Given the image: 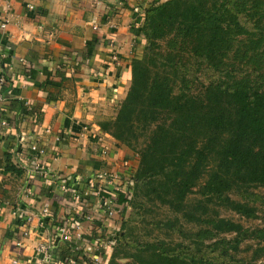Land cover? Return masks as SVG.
Returning a JSON list of instances; mask_svg holds the SVG:
<instances>
[{"label": "crops", "instance_id": "crops-1", "mask_svg": "<svg viewBox=\"0 0 264 264\" xmlns=\"http://www.w3.org/2000/svg\"><path fill=\"white\" fill-rule=\"evenodd\" d=\"M149 1L0 0V20L8 11L22 16L0 28V75L7 79L1 105L14 121L12 133L0 135V264H8L16 253L24 264H37L34 244L55 230L49 225L36 227L24 247L13 245L16 231L10 228L8 212L23 198L18 199L20 186L28 175L25 170L7 169L8 154L15 165L10 148L18 138L48 143L42 161L68 179L91 178L102 171L118 172L121 177L131 174L123 166L126 158L133 164L131 150L99 122L114 117L127 94L133 53L138 54L145 39L134 13L145 14ZM24 99L33 110L25 111ZM36 192V201L53 206L55 214H71L70 202L59 188L38 181ZM114 192L113 200L106 202L119 211L106 220L107 232L118 230L129 202L124 199L128 191ZM82 231L83 238L73 245L89 251L100 240V232H90L87 223ZM60 246L63 254L68 242ZM107 249L111 251L110 246ZM108 258L106 251L101 259L106 263Z\"/></svg>", "mask_w": 264, "mask_h": 264}, {"label": "trees", "instance_id": "trees-1", "mask_svg": "<svg viewBox=\"0 0 264 264\" xmlns=\"http://www.w3.org/2000/svg\"><path fill=\"white\" fill-rule=\"evenodd\" d=\"M229 1L231 0H222ZM259 1L264 4V0ZM177 2V0L154 2L149 8L142 24L146 49L153 51L156 38L162 35L163 30L159 28L155 17L168 11ZM259 19L260 16L255 18L253 26H258ZM261 52L264 53V49ZM261 52L257 55V65L251 70L255 76L258 73V77L264 74V58L261 57ZM154 54L161 59L162 68L166 66L172 68V74L178 78L180 86L173 84V76L155 74L149 66L143 67L144 57H139L134 52L127 94L119 102L115 116L99 122L102 129L109 132L113 139H119L139 154L137 198L133 201L131 196H124V199L132 201V205L139 209L137 206L139 198L153 194L157 197L172 194L175 206L187 211L190 218L205 220L207 223L217 225L219 232L232 234L229 241L216 248L218 254L211 258L206 255L204 247L199 246L202 250L200 263L264 264V258L261 260L256 255L246 257L237 253L240 244L248 241L247 238L264 245V78L257 82L251 77V72H248L247 65H244L241 66L239 77L234 80V84L225 85L214 79L207 85L206 90L201 89L198 95L189 96L181 88L183 85L191 88L189 84L198 71L205 74L211 68L216 69L220 66L221 59L218 57L222 55L218 52L217 46L214 43L200 45L196 48L195 58L187 61L178 60V55L172 51L168 53L156 51ZM221 72H225V69H221ZM177 87L180 89L175 91ZM220 91L225 92L226 96L231 92L235 99L223 105L222 102L214 103L207 98L209 92L220 97ZM197 102L202 103L195 104ZM160 103L168 108H162L156 118L158 120L167 116L176 120L186 118L189 127H195L201 118L192 121L193 117L204 112L206 115L203 119L206 120V124L202 126L200 132L181 133L171 141L173 142L171 146L164 145L159 149L152 143V138L148 139V131L144 126L158 112ZM206 107L209 110H206ZM0 111L2 114L6 112L3 107ZM210 113L216 125L208 129L207 114ZM250 127H253L252 131L248 129ZM172 151L175 153L179 151L180 155L175 157L171 154ZM168 159L177 160L184 164L183 168L189 167V170L182 176L174 174L170 178L166 170ZM7 169L21 171L10 161L9 154ZM191 194L195 196L191 197ZM226 205L241 215L256 216L260 212L262 221L254 226H245L232 219L212 214L219 212L222 207L226 208ZM128 218L124 219L120 226L121 231L116 240L118 244L111 254L112 260L117 257L119 249L135 248L141 255L147 251L157 257V254L169 247L166 242L152 246L136 241L131 223L138 218L133 214ZM121 242L124 243L122 246ZM257 250L264 251V247ZM183 251L158 258L160 264L194 261L191 243H184Z\"/></svg>", "mask_w": 264, "mask_h": 264}, {"label": "rangeland", "instance_id": "rangeland-1", "mask_svg": "<svg viewBox=\"0 0 264 264\" xmlns=\"http://www.w3.org/2000/svg\"><path fill=\"white\" fill-rule=\"evenodd\" d=\"M165 1L167 0L149 1L145 14L143 13V16L138 17L137 23L143 24L144 17L154 2L162 3ZM177 1V4H174L168 11L162 12L155 17V21L163 31L162 35L156 38V46L153 51L145 48L146 39H144V44L141 45L138 51V56L144 57L142 62L143 67L149 66L155 74L173 76V84H177L179 87L180 81L175 74H172V68L170 66L162 68L161 59L154 53L156 51L163 53L172 51L174 54L178 55V60L183 59L187 61L195 58L196 48L198 46L206 43H214L217 46L218 52L222 55L218 57L221 59L220 66L216 67V69L211 68L210 71L205 74L203 71H198V74L193 76V80L189 84L191 88L186 85L181 87L185 94L189 96L191 94L198 95L199 91L201 89L206 90L207 85L212 83L214 79L222 84L225 83V85L234 84V80L239 77L238 72L241 66L247 65L248 72H251L253 67L257 65L258 53L264 49V4L262 2L259 0H231L229 2H222V0ZM7 14L11 16L10 21L13 19L18 20L22 17L17 13L14 14L9 11ZM251 14L254 15L252 16ZM258 16H260L258 26H253L255 18ZM246 25H248L247 28ZM260 54L261 57L264 58V53L261 52ZM221 69H225V72H221ZM250 75L252 78H255L257 82H261L264 78L263 73L258 77L259 74L257 73L255 76L252 71ZM178 87L175 88V91L180 89H178ZM208 97L212 102H222L223 105L235 99L231 92L226 96V93L223 91H220V97L212 92L208 93L207 98ZM201 103L202 102H197L195 104ZM162 108L168 107L160 103L158 112L155 113V115L150 118L149 123L144 126L148 131V139L150 140L152 138V143H155L159 149L164 147V145L171 146L173 144L171 141L176 139L181 133L196 134L200 132L202 126L206 124V120L203 119L206 115L204 112L193 117L192 121L201 118L195 127H189L186 118L176 120L174 117L167 116L158 120L156 118L159 116ZM207 109L209 110L208 107H206V110ZM207 116L209 118L207 127L210 129L216 125V121L211 119V113L207 114ZM248 129L252 131L253 127ZM114 140L120 141L119 139ZM158 143H161V145H158ZM128 148L134 156L133 164L131 163V176L127 179L132 185L131 198L134 201V199L137 198V169L140 165L137 155L139 154L130 147ZM186 149L188 148H183V150ZM171 154L178 157L180 152L178 151L175 153V151H172ZM124 160L130 161L129 158ZM183 166L184 164L177 160L168 159L166 170L169 177L171 178L174 174H179L180 176L186 174L189 167L183 168ZM115 173L119 174L118 172ZM196 193L199 192L196 191ZM190 196L192 197L195 195L191 194ZM102 199L103 198L96 197L95 204L100 206ZM110 199L113 200V198ZM38 204V201L33 200V205L27 207L36 208ZM137 206L140 208L137 209L136 205H132V201L128 202L120 226L124 219L130 218V215L133 214L138 218L137 221L133 220L131 223L132 232L136 241L151 244L152 246H157V244L166 242L169 247L165 251L157 254V257L147 251L142 252L141 255L135 248L129 250L119 249L117 257L112 260L111 254L118 244V242L115 241L114 244H112L113 246H111V251L108 252L107 249L109 258L106 264H111V261H113V264H160L158 258L169 256L172 253L184 252V243H191L194 261H188L187 263L177 261L173 264H212L208 262L200 263L199 257L202 254L200 247H204L206 255L211 258L213 255L218 254L216 248L229 241L232 237L230 233L226 234L224 232H219L217 230V225L207 223L205 220L198 221L190 218L187 211L180 210L175 206L172 194L163 195L162 197H157L156 194H153L149 197L139 198ZM49 207L51 208V212L57 215L54 212L53 206L50 205ZM212 214L232 219L245 226H254L260 224L262 221L260 212H258L256 216L241 215L232 211L227 205L226 208L222 207L219 212H213ZM95 229L98 231L97 227H91L89 231L91 232ZM247 240L248 241L240 244L237 253L246 257H253V255H256L262 260L264 258V251L257 249L264 247V245L258 244L256 240L251 238H247ZM123 244L124 243L121 242V246ZM89 253H91V250H89ZM11 259L8 264H10Z\"/></svg>", "mask_w": 264, "mask_h": 264}, {"label": "built area", "instance_id": "built-area-1", "mask_svg": "<svg viewBox=\"0 0 264 264\" xmlns=\"http://www.w3.org/2000/svg\"><path fill=\"white\" fill-rule=\"evenodd\" d=\"M7 6L9 7V4ZM28 7L33 8V5L30 4ZM134 15L140 17L144 14L140 10H135ZM9 22V15L1 18L0 28L5 29ZM113 59L116 60L117 57L114 55ZM6 80V76L1 74L0 108L5 100ZM22 104L25 111L33 110L28 100L24 99ZM12 125H14L12 118L0 111V135H10ZM12 147L10 150L15 158V166L28 172L27 177L20 186L18 199L22 198V195L23 198L8 212L10 228L12 231H16V236L13 238L14 247H24L36 227L46 229V226L49 225V228L53 226L55 228L51 236L38 240L34 244L37 264H106L101 256L106 253L109 246H113L112 244L117 240L120 232L119 228L107 232L105 221L119 210L107 204L106 200L114 197V191L126 190L128 195L131 196V182L127 180L131 174L121 177L115 172L102 171L91 178L75 176L73 179H68L62 174L52 171L51 167L42 161L48 151V143L41 145L37 142H25L18 138ZM58 157L59 153L57 152L56 159ZM123 166L131 169L130 161L123 160ZM38 181L50 189L59 188L62 196L70 202L71 214L54 215L49 205L41 202L36 208H28L27 206L33 205L32 200L37 197L36 186ZM124 183L125 187H123ZM107 192L110 193L109 196H105ZM96 197L103 198L100 206L95 204ZM27 198L31 199L30 202H24ZM72 217H76L78 221L73 220ZM83 223L89 224V228L97 227L100 232V240L91 248V250L94 249L95 255L77 245H73V243L83 238ZM62 241H67L68 246L66 252L60 254V243ZM10 264L24 263L17 253L12 257Z\"/></svg>", "mask_w": 264, "mask_h": 264}]
</instances>
